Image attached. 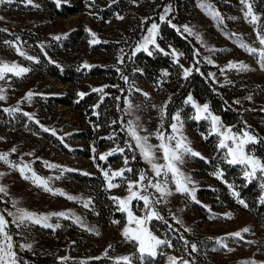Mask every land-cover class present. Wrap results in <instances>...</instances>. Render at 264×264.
<instances>
[{
  "label": "rangeland",
  "instance_id": "rangeland-1",
  "mask_svg": "<svg viewBox=\"0 0 264 264\" xmlns=\"http://www.w3.org/2000/svg\"><path fill=\"white\" fill-rule=\"evenodd\" d=\"M47 1L33 0V4L29 5L25 0H14L11 5H0V17H3L0 20V65L15 63L30 69L20 77L8 73L7 82L0 81V87L5 89L7 97L6 100L0 101V106L19 108V112L11 115L27 112L32 115V121L35 123L39 121L40 127L42 125L49 129L48 132L39 133L21 127L7 126L0 120V153H9V160L16 161L20 167L25 164L31 165V171L26 170L23 175L31 176L32 172H35L44 179L52 177L53 179L48 181L49 187L54 191L61 189L66 195H54L43 190L31 180L24 179L18 169L0 162V172L5 173L3 179H0V185L6 186L8 190L7 196L0 194V212H4L5 209L14 211L11 202L18 201V207L37 214L66 211L74 216L70 215L67 219L53 217L50 223L60 225L53 230L33 224L18 229L11 224V217L5 215L8 230L13 236L14 250L20 257V264H39L37 258L42 257L53 258L54 261L50 264H117L118 258L124 256L131 257L132 264H183L184 259L189 260L190 264H245L246 261L264 264V209L257 214L253 205L254 199L258 198L260 202L264 199V188L260 187L264 179L251 180L253 184L248 188L250 182L246 181L242 168L229 165L223 159L226 150L218 148L219 138L211 134V123L191 119L196 111L186 102L187 97L191 95L193 101L200 106L205 103L209 105L206 98L190 93L178 104L181 107L170 113L174 98L182 92V89L176 86L175 74L171 71L161 68L160 72L153 76V83L131 73L125 85H119L115 79L116 75L122 76L126 66L133 68L140 58L139 55L144 52L141 50L135 56H131L132 50L142 42V37L151 23L156 22H150L145 29L141 27L140 21L149 18L148 5L133 0L122 12L104 19L96 16L95 5L102 6V3L108 0H60L59 4L74 5L80 9L79 13L68 16H60L49 7ZM201 3L210 4L215 12L219 13L222 18L219 24L199 6ZM248 3L252 5L253 14L260 17L257 24L264 25V11L256 9L253 0H248ZM191 5L185 10L190 17L189 20L175 25L181 29L182 34L193 40V51L199 50L200 55L190 56L171 40H161L159 28L156 41L160 48L166 52L175 49L177 54H183L178 56L177 64H182L184 68H193L188 77L193 75L195 68L198 67L199 70L206 71L208 78L215 85L220 87L234 85L237 93L234 96V103L240 111L264 110V69L259 67L255 55L239 46L242 42L257 49L262 47L257 40L256 26L249 23L251 17L245 18L244 12L241 11L247 10L245 5H242L240 0H191ZM120 16L123 19H120ZM184 25L198 33L201 40L184 33L182 27ZM77 31H80L79 37L74 41L72 39ZM141 31L143 32L138 37ZM56 36H60L61 39L56 40ZM30 37L38 41L51 61L68 68L65 74L66 82L50 75L40 65L42 54ZM68 38L73 43L65 46L64 42ZM93 39L99 42L90 43ZM8 42L12 44L11 47ZM104 43L117 44L114 48L107 49L103 46ZM209 48L215 51H209ZM17 49L23 51L26 56L38 58L39 63L20 56ZM149 50L153 54L159 52L154 50L152 45H149ZM122 56L123 63H120ZM208 59L213 63L209 64ZM197 60L198 64L195 63ZM85 63L90 68L95 66L110 68L111 75L86 76L85 72L90 68H83ZM229 63L237 65L244 63L251 70L230 69ZM165 71L169 73L168 76L163 75ZM181 73L184 78L182 70ZM210 74H214V78ZM133 84L141 91L131 90ZM100 88H103V92L93 91ZM112 88L116 90L120 88L125 92L121 110L127 108L126 101L133 104L132 116L123 111L125 123L139 116L140 123L147 129V133H141L142 135L155 133L161 125H163L161 131L171 132L169 124L174 122L172 117L179 113L183 121L181 134L187 137L190 147L205 158L188 156L185 157V163L180 166L181 171L194 182L189 187H195L196 201L199 203L193 201L187 194L176 193L174 185L170 184L173 194L156 205L159 215L172 221L182 233V237L190 241V245L192 243L197 245V252H192L189 247L191 256L186 253L185 247L180 245L179 241L172 239L161 224H157L158 219L155 218L148 223L149 230L157 238L169 241L172 245L158 247L156 256H145L140 259L136 243L123 236L125 227H136L135 224H128L126 213L118 211V204L112 199L128 195L125 181L114 178L113 183H119L120 186L109 189L103 170H108L111 176L113 171L130 168L131 172H125L126 179L130 181H136L141 171L149 177H152L153 173L140 156L139 150L125 153L118 162L106 164L107 160L98 159L100 154H105L113 148L126 147L124 135L119 132L122 127L114 124V120L110 122L111 127L107 128L105 124H96L91 119L92 107L101 102V97L104 98L111 93ZM29 92L33 93L30 102L25 99ZM79 93L85 95L81 97ZM144 93H147V96ZM55 97H64L71 102L58 104ZM165 104L166 115L161 120L160 107ZM137 105L139 108L135 107ZM209 111L220 117V122L225 128L231 127L233 131L247 128H235V121L223 119L221 112L212 109L210 105ZM255 126L264 130V123H256ZM247 129L250 134L255 135L251 129ZM87 130H92L94 137L97 138H78L80 132ZM47 134L58 139L65 149L51 142ZM124 134L134 146V141L125 132ZM110 136L114 139H106ZM149 142L153 145L160 143L154 135L150 137ZM253 145L248 144L245 151L264 163V159L254 154ZM13 148L16 149L15 152L11 151ZM133 155L135 159L132 158ZM125 156L128 159L127 164L124 163ZM157 158V162L163 163L159 150ZM45 162L60 165L70 171L50 169L45 166ZM217 169L223 171L222 177L215 175ZM78 173L94 176L102 181V184L82 182L77 179ZM257 175L259 176V173ZM56 176L60 179H55ZM228 184H232L233 187L229 188ZM149 191L155 192L154 189ZM234 191L240 193L248 208L238 203L233 195ZM67 195L78 197L80 201H70L66 198ZM82 201L91 203L84 207ZM130 208L137 217L145 215L143 202L138 203L134 200L130 203ZM228 213H231L230 217ZM76 216L81 218L83 225L74 222ZM245 227L249 228V232H243ZM237 231L241 232L242 239L229 235ZM222 238L226 247L217 248L216 241ZM29 243L32 245L30 250L16 247L17 244ZM169 257L176 259L170 262Z\"/></svg>",
  "mask_w": 264,
  "mask_h": 264
},
{
  "label": "snow or ice",
  "instance_id": "snow-or-ice-1",
  "mask_svg": "<svg viewBox=\"0 0 264 264\" xmlns=\"http://www.w3.org/2000/svg\"><path fill=\"white\" fill-rule=\"evenodd\" d=\"M14 2V0H0V5H11ZM25 2L29 5L33 4V0H25ZM57 4L59 5L60 0H56ZM115 3L116 0H113ZM240 3L242 5H245L246 11L244 9H241V11L244 12L245 18L251 17L249 20V23H252L256 26V36L259 44L262 46L260 49H257L255 47H250L246 43H240V47H242L246 52L253 54L258 59V64L261 69H264V25H258L257 21L260 19L259 16L254 15L252 11V5L248 3V0H240ZM205 12H207L208 15L212 16L214 20L217 21L219 24L222 20L219 13L215 12V10L212 8L210 4L201 3L199 5ZM38 7V6H37ZM171 7H165L164 8V14L159 16L160 22L166 21V16L169 12H171ZM120 19H123L122 16L119 17ZM3 17H0V20H2ZM230 19H235L233 17H230ZM167 23L176 29V31L180 32L181 29L177 28L176 25L172 24L171 20H167ZM183 32L187 33L188 35L195 36L197 40H201V37L198 33L193 32L191 28H189L187 25L182 26ZM160 28V24L153 22L151 23L150 27L146 30V34L142 37V42L138 44L137 47H135L132 52L131 56H135L137 52H140L143 50L146 52L149 56L153 54L152 51L149 50V45L154 46V50H158L164 55H172L173 59L176 63H179L178 56L183 55L182 53L177 54L175 49H171V52H166L163 48H160V45L156 41V37L158 35V30ZM93 37H95V34H92ZM235 35V34H233ZM56 40L61 39L60 36L55 37ZM98 40L93 39L90 41V43H98ZM9 46L11 47L12 44L10 42ZM171 47V46H169ZM19 51V49H17ZM209 51H215V49L209 48ZM19 55L22 57H25L29 61H35L39 63V59L33 56H26V54L23 51H19ZM44 55L46 56L47 53L45 52ZM195 56H199V50H195L194 52ZM120 63H123V56L120 58ZM207 62L209 64H212L213 61L211 59H208ZM196 64L199 63L197 60L195 62ZM195 66V65H194ZM193 66V67H194ZM83 68H90L88 64H84L82 66ZM228 67L230 69H237V71H250L251 69L248 67V65L244 63H240L237 65L236 63H229ZM179 68L183 71L184 78H187L193 68H184L182 64H179ZM195 70L199 72V68L196 67ZM30 69L28 67H20L17 64L13 63L11 65L9 64H2L0 65V81H6V76L8 73H12L16 77L22 76V74L29 72ZM117 71L119 72L120 69L118 68ZM221 72H223V69H221ZM164 76H168L169 73L165 71L163 73ZM214 78V74H210ZM122 79L125 80V82H128L127 76H122ZM107 87V86H104ZM131 90H134L136 92H140L141 90L138 88H135L134 84L131 86ZM95 92H103V88L100 89H93ZM81 97H83L84 93H79ZM145 96H147V93H144ZM33 96V93L29 92L27 93L25 99H27L29 102L31 101V97ZM7 97L5 95V89L3 87H0V101L6 100ZM251 99V97H249ZM103 100V97H101V102ZM187 103H190L192 107L195 109L196 114L191 117V119L200 121V120H206L211 123V134H215L219 138L218 148L222 150H226L223 155V159L229 164L234 166H240L243 170V175L246 179V181L251 182L253 179H264V163H262L259 159L255 158L250 152H246L245 148L248 144H255L258 142L257 137L255 135L250 134L249 130L245 128L244 130L237 129L236 131H233L231 127L225 128L222 123L220 122V117L213 115L209 111V105L205 103L204 105L200 106L196 104L193 101V98L191 95L187 97L186 100ZM127 108L123 109L128 116L133 115L134 106L130 101H126ZM237 103H239L237 101ZM99 104L94 105V108H98ZM136 108H139V106H135ZM166 108L167 105H163L160 107V119L163 120L166 115ZM2 111L8 112L10 115L19 112V108H4ZM98 115V113H95ZM23 116L28 117L29 119H32V115L23 112ZM172 120L174 122L169 124V128L171 129V132L166 133L165 131H161L163 128V125L160 126L156 130L155 133H148L142 135L141 133H147V129L143 127V125L140 123L139 116H136L134 119H129L125 123L123 120H121V124L123 127L121 128V131H124L132 141H134V146L132 143L126 141V147L127 151L135 152L136 150H139L140 156L142 159L150 166L151 171L153 173L152 177H149L145 172L141 171L138 174L136 181H130L127 180L125 177V172H131L132 169H120L117 171H113L111 173V176L109 175L108 170H103V176L105 177V180L107 181V187L109 189L119 187V183H113L114 178H119L120 180L125 181V187L126 191L128 192V195L124 198L119 197H112L113 200H115L118 204V211L126 213V219L128 224H135V228H129L125 227L123 230V236L130 241H134L138 247V254L139 258L143 259L145 256L154 257L157 255V248L160 246H168L171 247V243L169 241H165L162 239L157 238L155 235L151 233V231L148 228V223L153 219H163L159 215V213L156 211V205L162 203L164 199L167 196H171L173 194L172 189L170 188V184L174 185L175 192L176 193H184L190 196V198L193 201H196V189L195 187H189L190 184H194L190 176H186L180 169V166L185 163V157L191 156V157H198L200 159H205L202 157V155L199 152L194 151L190 147V142L187 141V137L183 136L181 134V129L183 127V121L181 120L180 114L177 113L172 117ZM37 124H39V121H36ZM115 124L116 121H113ZM41 128L44 132H48V128H44L41 125ZM53 135H55V131L53 130ZM155 136L156 139L160 141L159 144L153 145L151 144L150 137ZM63 139V138H61ZM104 139V138H102ZM106 139H114V137H107ZM230 142V143H229ZM125 148L117 147L113 148L111 151L100 154L98 159L100 161H106L109 156H112L119 152L121 155L124 154ZM160 151L162 153V160L163 163H159L157 158V151ZM12 152H15L16 149L13 148L11 150ZM135 159V155L132 157ZM93 159H96L93 157ZM0 162L5 163L6 165H9L10 167L14 169H18L21 174L23 175L25 171H31V165L25 164L23 167H20L19 163L16 161H10L9 160V153L4 152L0 153ZM124 163H128V159L125 156L124 157ZM45 166L50 169H59L61 172L64 171H70V169L63 168L60 165L56 164H48L45 162ZM259 173V176L257 175ZM86 174V173H85ZM5 175L4 172H0V179H3V176ZM215 175L217 177L223 176V171L220 169H217L215 172ZM24 179L31 180L34 184H36L38 187H42L43 190L51 192L54 195H60L65 196L66 194L61 189H56L55 191L49 187L48 181L53 179L52 177H49L48 179H44L40 176H38L35 172H32L31 176L23 175ZM55 179H60L59 176H56ZM144 181H147L145 184ZM229 188H232V184H228ZM261 188H264V183L260 184ZM149 189H154L155 192L149 191ZM0 194H3L4 196L8 195V190L6 186L0 185ZM158 194V195H157ZM233 195L237 198V201L239 204L243 205L245 208H248V204L240 197V193L238 191H234ZM66 198L70 201H80V198L74 197L71 195H67ZM143 202L144 208L143 211L145 212V215L143 217H137L134 212L130 208V203L132 201ZM199 203V201H196ZM12 207L15 209L14 211H9L7 209L4 210V212H0V264H20V257L18 256L17 252L14 250L13 245V236L10 234V231L8 230V221L5 219V215L8 217H11V224L15 226L16 228H26L29 224L33 225H40L44 228L48 229H56L59 228L60 225L52 224L50 223V220L53 217L59 218H68L71 214L70 212L66 211H60V212H50L48 214H37L32 211H28L26 209L18 207V201L11 202ZM84 207H88L91 203L90 201H82ZM261 203H264V200H261ZM229 217L231 216V213L227 214ZM74 222L79 223L83 225V221L80 217L76 216L74 217ZM179 222V221H177ZM114 223H118V221H114ZM89 231H95V229H88ZM244 233L249 232V228L245 227L243 229ZM234 237H239L242 239L241 232L237 231L235 233L229 234ZM217 248L220 247H226V245L223 244V238L218 239L216 241ZM185 246L188 247V242L185 241ZM16 247L19 248H27L31 249L32 245L29 244H17ZM192 252H197V245L195 243H192L190 245ZM216 250V249H213ZM231 250V249H229ZM67 259V258H65ZM175 257H169V261H174ZM117 264H132V258L129 256L120 257L117 260ZM183 264H190L189 260L184 259ZM245 264H254L253 261H246Z\"/></svg>",
  "mask_w": 264,
  "mask_h": 264
},
{
  "label": "trees",
  "instance_id": "trees-1",
  "mask_svg": "<svg viewBox=\"0 0 264 264\" xmlns=\"http://www.w3.org/2000/svg\"><path fill=\"white\" fill-rule=\"evenodd\" d=\"M133 0H116L114 3L113 0H108L106 3H102L103 5H95L97 6V13L96 16L101 18H109L113 16L116 13H120L123 10H125L132 2ZM142 3H146L147 9L149 10L147 19H142L141 27L145 29V26L149 24L150 22L156 21L160 24V36L161 40H171L174 42L176 46H178L182 51H184L186 54H189L190 56L194 55V44L193 40L186 35L182 34L181 31L178 32L176 29L171 27L167 20L165 22H160L159 16L162 15V12L165 7H171L172 11L168 14V20H171L172 24H182L189 20V15L185 10L189 7H191V0H139ZM49 4V7L53 9L55 12H57L60 16H68L72 14H77L80 12V9L77 8L74 5L69 4H57L55 1H47ZM253 4L256 9L263 10L264 11V0H253ZM74 36V39L70 37L72 40H76L79 37V32ZM143 31H141L138 35V37L142 34ZM33 41L34 45L38 48L40 53L42 54L41 58V66L45 68L50 75L54 77H59L64 82L67 81V77L65 76L68 68L64 67L61 64L55 63L49 59V57L44 55V50L40 47L38 44V41L30 37ZM71 39L65 40L64 44L65 46L67 44L71 45L73 41ZM117 43H104L103 46H105L107 49H112L115 47ZM140 58L136 61V65H133V68H129L126 66L123 70L122 76H127L129 73L139 76L141 79L153 83V76H155L156 73H159L161 68H166L167 70L171 71L173 74H175L174 81L176 82V86H178L179 89H182V92L179 93L173 100V104L169 109V112L172 113L181 106L180 104L186 96H188L190 93L199 96L204 97L208 101L209 105L212 109H217L219 112H221V116L225 120L235 121L234 126L235 128L240 127H247L251 129L254 134L257 136L258 142L255 143L253 146L254 154L256 156L261 157L264 159V130H260L258 127H256L257 124L264 123V110H251V111H240L239 108L235 107L234 103V96H236V91L234 90V85H226V86H217L215 85L207 76V73L205 70H199V72L195 71L193 75L190 77H187L186 79L183 78L181 69L179 68V64H177L174 59L170 55H164L161 52L152 54L149 56L146 52H142L140 55ZM129 63V62H127ZM110 68L102 67V66H95L90 69H88L85 72L86 76H101V75H111ZM122 76H115V79L117 80L119 85H122L125 83V80L122 79ZM121 84H120V83ZM125 85V84H124ZM112 92L107 94L102 102H99V107L94 108L90 110L91 119L96 122V124H105L108 127H111L110 122L112 120L116 121V124L120 127H123L121 125V120L125 122V116L123 114V111L121 110L122 103H123V94L125 93L124 90H121L120 88L117 90L115 88H112ZM54 98V97H53ZM55 99L58 101V104H70L71 100L67 98L62 97H55ZM4 109L0 106V120L6 124L7 126H14V127H21L28 130H32L34 132L42 133L44 132L41 130V127L29 119L28 117L23 116L21 113L17 115H10L8 112L2 111ZM95 113H98L95 114ZM255 124V125H254ZM120 134H123V140L126 143V141L130 142L129 139L125 138L124 131L119 130ZM48 139L56 143L57 145L61 146L63 145L61 142L58 141V139L52 137V135L47 134ZM78 138L81 139H95L97 136L94 137V134L92 133V130H87L84 132H80L78 134ZM126 145V144H125ZM65 149V148H64ZM125 153L129 154V151H127V147H125ZM83 152V151H82ZM123 154V156H124ZM122 155L118 152L117 154H114L112 156H109L107 158V163H113L121 161ZM140 168V167H136ZM135 168V169H136ZM234 167H231L233 169ZM229 169V173L231 171ZM77 176V179L85 182V183H98L102 184V181L97 180L94 176H89L86 174H80ZM253 182H250L248 185V188L251 187ZM248 190V189H247ZM264 200V199H262ZM253 205L255 206V212L259 214L258 212H261L264 209V203L260 202V199L257 198V200H253ZM163 217V215H160ZM156 222V221H155ZM158 225H162L163 228L166 230V232L172 237L173 240L179 241L180 245H183L186 249V253L188 255H192L191 252H189L190 247V241L185 240V238L182 237V233L178 230V227L173 225V222L163 218L158 219ZM183 239V240H182ZM185 241L188 242V247L185 246ZM184 242V244H183ZM54 259L49 257H42L37 258V263L39 264H50L53 263Z\"/></svg>",
  "mask_w": 264,
  "mask_h": 264
}]
</instances>
